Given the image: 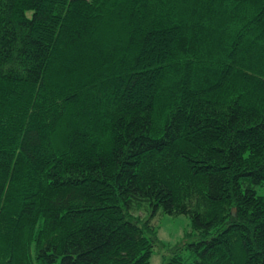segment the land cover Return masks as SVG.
I'll list each match as a JSON object with an SVG mask.
<instances>
[{
    "label": "trees",
    "instance_id": "1",
    "mask_svg": "<svg viewBox=\"0 0 264 264\" xmlns=\"http://www.w3.org/2000/svg\"><path fill=\"white\" fill-rule=\"evenodd\" d=\"M264 264V0H0V264Z\"/></svg>",
    "mask_w": 264,
    "mask_h": 264
},
{
    "label": "rangeland",
    "instance_id": "2",
    "mask_svg": "<svg viewBox=\"0 0 264 264\" xmlns=\"http://www.w3.org/2000/svg\"><path fill=\"white\" fill-rule=\"evenodd\" d=\"M152 222L157 234L151 264H160L163 256H168V249L184 240V233L191 228L190 220L185 214L169 215L159 212Z\"/></svg>",
    "mask_w": 264,
    "mask_h": 264
}]
</instances>
